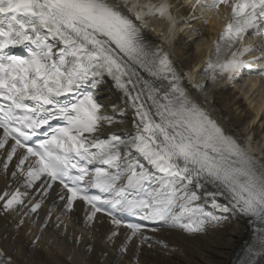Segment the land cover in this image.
I'll return each instance as SVG.
<instances>
[{"label":"snow or ice","instance_id":"snow-or-ice-1","mask_svg":"<svg viewBox=\"0 0 264 264\" xmlns=\"http://www.w3.org/2000/svg\"><path fill=\"white\" fill-rule=\"evenodd\" d=\"M196 2L201 4L202 0ZM220 4H229V0H212L209 7ZM169 7L142 5L139 0H0V100L4 101L0 103V149L10 139L13 141L8 161L18 149L26 150L17 165L21 172L20 166L29 157L36 158V166L27 169L28 186L42 175L52 182L59 181L70 193L66 203L69 211L75 200H82L91 206L87 220L103 212L117 228L122 221L115 213L130 211L142 212L144 219L170 221L189 233L203 231L205 224L223 218L194 206L199 197L189 186L203 189L212 184L217 191L209 195L216 207H224L216 203L215 197L223 195L220 189L226 190L233 208L259 222L255 243L248 252L250 256L264 255V161L255 155L258 149L251 143L242 147L226 135L179 86L180 78L168 54L163 50L149 52L141 38L140 27H147L144 17L158 13L171 22ZM231 8L232 21L221 39L227 37L230 49L235 43L236 51L226 62L221 63L219 55L215 63L208 61V68L215 72L218 67L228 78L241 68H252V62L240 59L254 50L242 47L243 34L260 28L264 0H233ZM125 10L134 13L140 27L124 14ZM172 30L165 38L169 43ZM50 39L62 45L59 51H54L56 45ZM16 46L26 48L27 55H8L4 51ZM216 51L219 54V44ZM137 67L156 80L167 81V88L144 79ZM256 71L264 76V68ZM105 73L136 109V134L130 138L112 134L101 140L94 135L104 123L113 121L101 114L102 105L93 94L81 89L89 84L95 88ZM212 78L216 79L215 74ZM70 94L74 99H59ZM145 101L150 105L146 106ZM60 119L65 125L52 129L50 134L45 132L48 138L38 147L26 143L38 129ZM133 153L138 158H133ZM260 155L264 157V153ZM12 175L15 177L16 172ZM91 188L108 197L90 194ZM25 194H12L5 207L23 203L20 197ZM2 199L4 196H0ZM39 207L35 204L32 211ZM125 227L131 230L126 236L128 241L142 232L138 224ZM112 235L118 233L113 231ZM147 239L144 237L141 243ZM3 257L0 251V264H12L10 258Z\"/></svg>","mask_w":264,"mask_h":264},{"label":"bare ground","instance_id":"bare-ground-1","mask_svg":"<svg viewBox=\"0 0 264 264\" xmlns=\"http://www.w3.org/2000/svg\"><path fill=\"white\" fill-rule=\"evenodd\" d=\"M179 4L183 13L190 10L183 2ZM215 22L213 17L207 20L198 15L187 21L188 30L180 32L177 40L178 69L193 68L200 63L207 41L216 32ZM106 85L99 94L102 114L113 123H104L97 133L131 130L126 101L112 85L108 84V88ZM243 86L246 89L229 84L216 89L207 115L235 141L244 134L256 133L262 137L264 149V89L258 94L255 84ZM3 158L0 155V192L6 186L12 189L21 179L17 175L8 177L12 167L7 163L5 170ZM190 190L199 197L194 206L223 219L205 224L203 231L196 233L179 226L153 227L141 232L139 240L148 239L138 246L136 239L126 240L130 234L125 229L113 228L101 218L94 224L87 223L83 214L87 215L89 210L81 204H76L72 212H64V203L57 202L60 195L40 198L41 189L28 186L23 179L19 192L26 193L20 197L23 203L11 208L0 204V237L7 253L20 264H232L239 247L251 234L243 215L233 208V203L225 211V207H216L203 192ZM34 202L40 204L35 212L31 207ZM24 213L26 217L21 219ZM113 231L118 235L113 236Z\"/></svg>","mask_w":264,"mask_h":264},{"label":"rangeland","instance_id":"rangeland-1","mask_svg":"<svg viewBox=\"0 0 264 264\" xmlns=\"http://www.w3.org/2000/svg\"><path fill=\"white\" fill-rule=\"evenodd\" d=\"M241 88L246 89L245 86H243V87H241ZM253 97H255V95H253ZM232 243H233V242H232Z\"/></svg>","mask_w":264,"mask_h":264}]
</instances>
